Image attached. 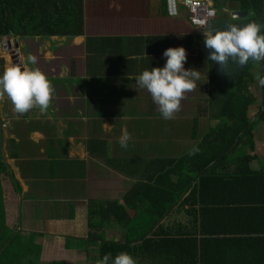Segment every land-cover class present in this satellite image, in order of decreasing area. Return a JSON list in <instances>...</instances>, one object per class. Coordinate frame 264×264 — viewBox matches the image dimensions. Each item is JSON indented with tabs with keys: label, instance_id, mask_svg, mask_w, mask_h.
<instances>
[{
	"label": "crops",
	"instance_id": "1",
	"mask_svg": "<svg viewBox=\"0 0 264 264\" xmlns=\"http://www.w3.org/2000/svg\"><path fill=\"white\" fill-rule=\"evenodd\" d=\"M63 1L81 4L80 37L0 40L4 69L38 68L55 88L46 113L17 114L6 96L0 99L2 145L23 188L21 231L35 236L38 264H96L105 246H113V258L127 252L137 264H264V209H209L202 220L206 233L196 215L195 237L147 239L163 210L154 211L152 200L162 204L166 195L154 182L219 124L220 109L209 97L219 67L208 60L203 32L170 17L166 0ZM178 47L187 51L185 69L201 77L175 118L166 120L136 77L163 68V53ZM257 70L264 76V61L255 64L254 76ZM251 92L261 105L264 87L256 79ZM125 128L131 139L121 148ZM254 135L251 168L258 171L264 168L263 124ZM249 152L241 144L227 162ZM185 216L166 220L164 229L188 225Z\"/></svg>",
	"mask_w": 264,
	"mask_h": 264
},
{
	"label": "trees",
	"instance_id": "2",
	"mask_svg": "<svg viewBox=\"0 0 264 264\" xmlns=\"http://www.w3.org/2000/svg\"><path fill=\"white\" fill-rule=\"evenodd\" d=\"M212 1L217 11L212 29L224 30L230 23L238 26L251 22L264 25V0ZM64 2L0 0V40L80 37L84 33L81 4L74 1L69 5ZM235 11H247L249 15L234 19L231 12ZM221 13L224 15L221 16ZM173 19L188 22V10L182 7L180 17ZM254 67L255 63L252 62L243 68L230 62L231 77L222 74L219 68L210 77L209 97L211 103L220 109L217 116L219 124L201 138L200 151L196 155L172 161L171 167L162 171L154 182L156 190L166 191V195L162 197V204L159 197L152 200L154 211L163 210L156 212L157 224L147 239L195 237L199 231L196 230L194 234L190 229L192 217L196 215L201 219L200 233H206L202 220L209 209H264V168L258 171L251 168L256 159L254 130L259 124L264 126V102L257 105L258 98L251 92L255 80ZM3 71L4 62L1 61L0 75ZM253 109L257 111L252 114ZM2 144L0 137V264H38L41 259L39 256L34 258V254L40 251L35 236L28 237L21 231L23 188L6 158ZM241 144L248 146L250 154L234 163L227 162ZM173 177L179 179L175 181ZM139 188L142 186H138L134 192ZM183 214L189 218L188 225L178 230H173L171 226L164 229L166 220L181 219ZM144 240L146 237L137 243ZM111 248L113 246H105L102 257L110 253Z\"/></svg>",
	"mask_w": 264,
	"mask_h": 264
},
{
	"label": "clouds",
	"instance_id": "3",
	"mask_svg": "<svg viewBox=\"0 0 264 264\" xmlns=\"http://www.w3.org/2000/svg\"><path fill=\"white\" fill-rule=\"evenodd\" d=\"M205 48L210 50L208 60L219 65L222 74L229 72V63L243 68L249 62L259 64L264 61V25L256 22L244 26L228 24L224 30L209 29L203 33ZM166 64L163 68L145 70L136 77L139 89L150 93L153 102L158 106L161 116L166 120L175 118L181 110V102L187 93L197 88L196 81L201 77L196 69L186 70L187 51L183 47L168 48L164 53ZM33 65L37 58H28ZM258 86L264 87V76L256 74ZM55 88L47 76L38 68H24L19 65L6 66L0 75V99L5 96L11 102L14 112L27 114L30 110L38 109L46 113L53 99ZM106 128H111L105 124ZM131 136L127 128L123 129L119 138L121 148H127ZM200 149L193 147L189 156L196 155ZM137 264L127 252H120L114 258L108 253L98 259L96 264Z\"/></svg>",
	"mask_w": 264,
	"mask_h": 264
},
{
	"label": "built area",
	"instance_id": "4",
	"mask_svg": "<svg viewBox=\"0 0 264 264\" xmlns=\"http://www.w3.org/2000/svg\"><path fill=\"white\" fill-rule=\"evenodd\" d=\"M170 17L178 18L181 8H187L190 25L201 32L208 30L217 19L212 0H166Z\"/></svg>",
	"mask_w": 264,
	"mask_h": 264
},
{
	"label": "water",
	"instance_id": "5",
	"mask_svg": "<svg viewBox=\"0 0 264 264\" xmlns=\"http://www.w3.org/2000/svg\"><path fill=\"white\" fill-rule=\"evenodd\" d=\"M249 15V12H242V11H236L232 13V17L234 19H243L246 18Z\"/></svg>",
	"mask_w": 264,
	"mask_h": 264
},
{
	"label": "rangeland",
	"instance_id": "6",
	"mask_svg": "<svg viewBox=\"0 0 264 264\" xmlns=\"http://www.w3.org/2000/svg\"><path fill=\"white\" fill-rule=\"evenodd\" d=\"M259 71L257 70V73H258ZM256 73V72H255Z\"/></svg>",
	"mask_w": 264,
	"mask_h": 264
}]
</instances>
